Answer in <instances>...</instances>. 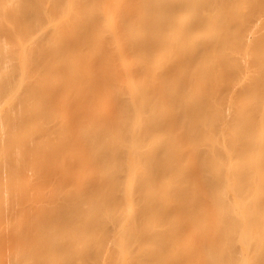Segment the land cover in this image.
I'll return each mask as SVG.
<instances>
[{
  "label": "bare ground",
  "instance_id": "obj_1",
  "mask_svg": "<svg viewBox=\"0 0 264 264\" xmlns=\"http://www.w3.org/2000/svg\"><path fill=\"white\" fill-rule=\"evenodd\" d=\"M0 264H264V0H0Z\"/></svg>",
  "mask_w": 264,
  "mask_h": 264
}]
</instances>
